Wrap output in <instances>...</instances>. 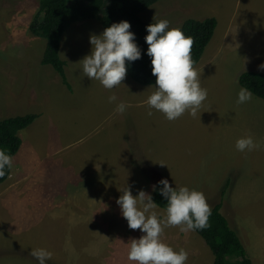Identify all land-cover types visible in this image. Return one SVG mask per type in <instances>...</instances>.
Listing matches in <instances>:
<instances>
[{"label": "rangeland", "instance_id": "374dc122", "mask_svg": "<svg viewBox=\"0 0 264 264\" xmlns=\"http://www.w3.org/2000/svg\"><path fill=\"white\" fill-rule=\"evenodd\" d=\"M38 15L39 0H0V120L36 116L18 133L21 145L17 154L5 158L16 174L13 189L17 188L15 165L30 171L31 166L51 164L52 172L57 167L56 179L38 184L28 197L0 192V264H52L48 261L58 262L61 257L67 264H93L98 257L99 264H103L102 257L113 264L213 263L211 251L198 234L158 208L150 197L147 202V197L135 202V194L126 190L137 181L131 177L115 180L113 170L118 175L119 171L142 172L149 176L148 189L151 183L167 182L210 209L221 202L220 211L242 244L254 246L264 241V179L239 178L264 170L259 157H231L242 162L232 172L225 171L227 163L202 165L200 177L187 175V168L193 166L184 165L172 174L181 177L173 183L177 186L146 168L140 158L147 114L163 113L178 121H155L151 129H160L163 134V127L179 131L181 126L208 146L215 127L211 122L217 124L221 114L215 105L223 102L221 96L231 93V88L240 89L236 79H204L207 100L169 110L165 96L152 97L167 95L174 74L163 76L156 88L133 82L94 19L73 24L62 37L59 57L65 62L68 84L64 85L51 66L40 62L45 40L30 31L33 22L41 20ZM140 18L172 30L187 19L214 18L215 30L198 63L227 64L237 68V77L243 72L264 73V0H160ZM254 29L256 35L251 36ZM171 92L178 97V89ZM240 134L245 135L244 129ZM130 155L131 163L127 162ZM244 167L245 172H239ZM81 174L84 179L76 185ZM225 174L230 178L223 179ZM68 187H73L72 212L64 205L63 191ZM104 188L116 189L117 196L104 195ZM123 198L129 203L128 210L119 208ZM102 201L105 208L92 212L90 207H101ZM5 212L21 216L25 224L16 227L3 217ZM71 246L74 257L69 254ZM97 251L98 257L94 254Z\"/></svg>", "mask_w": 264, "mask_h": 264}, {"label": "trees", "instance_id": "16d2710c", "mask_svg": "<svg viewBox=\"0 0 264 264\" xmlns=\"http://www.w3.org/2000/svg\"><path fill=\"white\" fill-rule=\"evenodd\" d=\"M158 1L39 0L41 20L36 19L30 31L45 40L41 64L51 66L61 82L68 85L65 62L59 57L62 37L73 24L95 19L107 36L108 45L122 58L124 73L136 84L153 86L167 70L194 67L211 40L216 20L187 19L177 30L144 22L140 15ZM238 84L264 100V73L244 72ZM35 119V115H25L0 120V184L10 176L5 158L13 157L20 148L18 133ZM220 196L224 197V191ZM152 202L187 224L204 240L213 255L212 264H253L237 231L221 213V202L210 209L162 180L154 187Z\"/></svg>", "mask_w": 264, "mask_h": 264}, {"label": "crops", "instance_id": "0c3cea01", "mask_svg": "<svg viewBox=\"0 0 264 264\" xmlns=\"http://www.w3.org/2000/svg\"><path fill=\"white\" fill-rule=\"evenodd\" d=\"M255 30L256 29L250 31L251 36L256 35L254 33ZM228 66L229 65L227 64L218 65V63H197V65L189 69L167 70L163 76H166L170 73V75L174 74V77L168 83L166 89L167 95H156L152 97V99L154 100L155 98H157V96H165V106L169 108V110H172L175 107L187 106L190 103H199L201 101L207 100L208 95L205 90L203 82L204 79L218 81L221 79L230 80L233 79L232 77H234L236 79V82L238 83L237 80L241 74H239V76L237 77V68L233 69L232 67ZM180 74H183V76L186 77L180 78ZM159 82L153 85V87H146L156 88L159 85ZM126 86L128 88H131V86ZM235 88H231V93L223 94L221 96L223 102L215 105V107L220 110L221 114L218 117L217 124L211 122V127H215L212 130V134H210V136L213 137V141L208 146H205L203 143H201L197 139V136L194 132L182 130L181 126L179 131H169L167 127H163V134L161 133L160 129H151V127L153 126V122L161 121L164 124V121H167L170 123V120L172 118L163 115V113H159L157 115L147 114L146 120H148L149 123H146L147 131L145 135L142 136V155H140V158L143 157V163L146 164V168L149 167L151 170L156 171L160 174L161 178L164 177L169 182L173 181L171 182L173 184L175 183L174 181H178V179H181V177H176L172 174L180 172L182 166L184 165L185 168H187V164L193 166V168H187V175L200 177L199 174L202 173V165H207L208 163H227L228 165L225 168L226 172H232L234 169H238L235 165L240 164L242 162L240 160H237L235 162L231 159V157H240L243 159V155L247 154L249 159V155L251 154V156H255L256 159H258L259 157L258 163H260L261 161L264 162V100L254 97L253 95L251 97V93L244 90L240 86V89ZM131 89L134 90L133 88ZM172 89L179 90L178 97L172 94ZM131 92H134L136 95L135 91ZM138 99L140 100V98ZM187 100H191V102L187 103ZM148 101L149 100H147L146 102ZM174 121L178 122L177 120ZM241 129H244L245 131L244 136H241L240 134ZM131 158L132 156L130 155L127 159V162L131 163ZM15 166L17 168L16 190L13 189V185L16 183V174L13 175V169L10 168V176L4 183L1 184L0 192L11 191L13 194L16 195V197H28L31 196V194L35 191V188L38 184L53 181L56 179L55 177L57 167L55 166L54 171L52 172L51 164L47 165L46 163H44L37 164L36 166H31L30 171L23 167H20L19 165ZM221 170H223V168H221ZM111 172L116 173L115 180H122L125 177H131L132 180L137 181L135 185L133 184V186L127 190L124 186V189L127 192H129L130 194H135V196H133L135 202L143 201L142 197H147V199L144 200L145 202H147L149 197L150 200H152V193L155 185L153 186L151 183L150 188L148 189L147 179L149 176H145L142 172L139 171L129 173H122V171H119L120 175L117 174L116 170H113ZM239 172H245V167L243 171ZM252 173L253 175L241 176L239 178L264 179L263 169H258V175H255V172ZM68 176H72L74 178V176L70 174L64 175V177ZM86 177L89 179L92 178L91 176ZM183 178H185V176ZM228 178L230 177L226 176V174L223 177V179ZM83 179L84 176L81 174L80 177L77 179L79 182H76V185L83 181ZM197 179L199 178H192V180ZM31 180L36 183L32 184ZM114 181L113 184L115 185L116 183ZM116 185L120 186L119 184ZM118 189L120 194L121 191L123 193V189L120 190L119 187ZM72 191L73 187H68L63 191V197L65 198L64 205L65 210L67 212H72L71 205L74 201ZM185 191L182 192L186 193ZM106 192L114 193V197L117 196L116 189L104 188V195H106ZM143 192L147 193L148 195L144 196ZM122 201L123 205L119 204V208L128 210L127 204L129 203L124 200V198L122 199ZM104 203L105 202L102 201L101 207H90V205L89 207L91 208L92 212H96L105 208ZM114 204L118 205L116 198H114ZM5 213L6 215L4 214L3 217H5L7 220L10 219L11 221H13V225H15L16 227L18 225L25 224V222L21 219V216L11 215L7 212ZM94 223L96 222H93L92 224ZM86 238L88 240L89 234L86 235ZM84 239L85 235L82 234L81 240L83 241ZM243 245L253 264H255L256 261L257 264H264V241H258L254 246H250V244H246V242H243ZM69 254L72 257L75 256L73 254L72 246L69 251ZM94 254H96L98 257V251ZM251 255H253L255 262H253ZM98 258L100 259V257ZM99 259L98 261H95L96 263L93 264H99ZM48 262L52 264H67V260L62 257L59 258L58 262ZM101 262L103 264H113L108 263L106 259L104 260V257H102Z\"/></svg>", "mask_w": 264, "mask_h": 264}]
</instances>
